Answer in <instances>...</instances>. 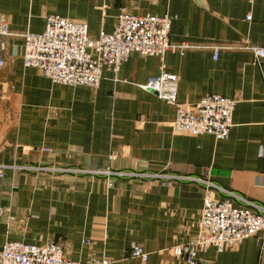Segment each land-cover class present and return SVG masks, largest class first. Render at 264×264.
<instances>
[{
  "label": "crops",
  "instance_id": "obj_1",
  "mask_svg": "<svg viewBox=\"0 0 264 264\" xmlns=\"http://www.w3.org/2000/svg\"><path fill=\"white\" fill-rule=\"evenodd\" d=\"M123 12L172 17L173 43L264 48V0H0V20L14 33H42L47 17L60 16L87 24L96 39L112 33ZM22 45L3 42L0 250L8 241L56 243L74 262L184 264L173 250L199 235L206 187L195 180L207 169L216 199L264 208V59L245 50H222L217 61L200 50L132 54L118 72L104 69L92 90L25 68ZM162 69L179 77L178 104L213 94L237 101L228 139L174 132L176 107L142 89ZM32 166L74 173L25 169ZM133 245L146 262L130 257ZM199 259L264 264V232Z\"/></svg>",
  "mask_w": 264,
  "mask_h": 264
},
{
  "label": "built area",
  "instance_id": "obj_2",
  "mask_svg": "<svg viewBox=\"0 0 264 264\" xmlns=\"http://www.w3.org/2000/svg\"><path fill=\"white\" fill-rule=\"evenodd\" d=\"M252 3L255 0H243ZM247 20H251L248 16ZM170 16H138L121 13L112 33L101 34L93 39L88 26L60 16H49L42 33H14L6 21L0 20V72L6 61L3 42L19 39L23 42L21 57L23 66L35 69L52 83L71 87L84 86L96 90L103 80L104 69L118 72L132 54L146 57H162L167 53L185 54L188 51H211L217 61L222 50H245L259 61L264 59V48L246 44L244 47H220L215 45H193L188 42L173 43ZM13 56L19 49L13 48ZM179 77L162 69L157 77L150 78L142 89L153 92L166 103L176 107L173 123L176 133L192 137L211 136L217 141L228 139L232 130L233 114L237 101L213 94L195 104H178ZM8 168V167H7ZM16 167H12L14 169ZM32 169V168H25ZM45 169H35V171ZM4 168L0 167V177ZM50 171V170H49ZM56 171V170H54ZM53 170L51 172H54ZM165 177V178H164ZM162 179H175L164 176ZM206 187L199 235L191 243L173 250L175 257L184 264H202L199 254L211 248L218 253L243 243L264 232V208L235 207L230 199L218 200L214 190H220L212 182L210 169L195 180ZM170 185V183L168 184ZM4 211L0 208V220ZM130 257L146 262L148 254L133 245ZM0 264H111L107 259H93L87 263L68 259L59 244L44 246L19 242H6L0 250Z\"/></svg>",
  "mask_w": 264,
  "mask_h": 264
},
{
  "label": "rangeland",
  "instance_id": "obj_3",
  "mask_svg": "<svg viewBox=\"0 0 264 264\" xmlns=\"http://www.w3.org/2000/svg\"><path fill=\"white\" fill-rule=\"evenodd\" d=\"M28 168L45 169V170H50V171L56 170L52 174L74 173V170H71V169H68V168L42 167V166H32V167H28ZM75 172H78L79 173L80 171H75Z\"/></svg>",
  "mask_w": 264,
  "mask_h": 264
},
{
  "label": "bare ground",
  "instance_id": "obj_4",
  "mask_svg": "<svg viewBox=\"0 0 264 264\" xmlns=\"http://www.w3.org/2000/svg\"><path fill=\"white\" fill-rule=\"evenodd\" d=\"M253 2H254V1H253ZM253 2H252V3H253ZM171 29H172V28H171Z\"/></svg>",
  "mask_w": 264,
  "mask_h": 264
}]
</instances>
